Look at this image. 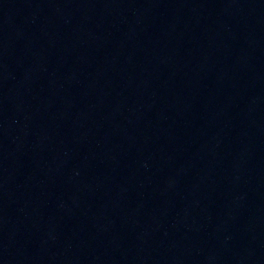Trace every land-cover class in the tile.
<instances>
[{"label": "water", "instance_id": "obj_1", "mask_svg": "<svg viewBox=\"0 0 264 264\" xmlns=\"http://www.w3.org/2000/svg\"><path fill=\"white\" fill-rule=\"evenodd\" d=\"M0 264H264V0H0Z\"/></svg>", "mask_w": 264, "mask_h": 264}]
</instances>
